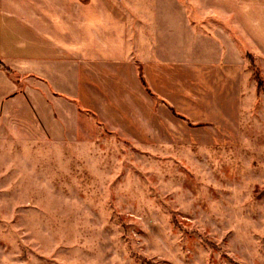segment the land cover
Instances as JSON below:
<instances>
[{"label":"rangeland","instance_id":"374dc122","mask_svg":"<svg viewBox=\"0 0 264 264\" xmlns=\"http://www.w3.org/2000/svg\"><path fill=\"white\" fill-rule=\"evenodd\" d=\"M239 3L264 21V0ZM231 34L253 69L242 53L229 119H200L216 95L184 110L179 71L155 78L171 97L139 68L58 141L1 117L0 264H264V57Z\"/></svg>","mask_w":264,"mask_h":264},{"label":"crops","instance_id":"0c3cea01","mask_svg":"<svg viewBox=\"0 0 264 264\" xmlns=\"http://www.w3.org/2000/svg\"><path fill=\"white\" fill-rule=\"evenodd\" d=\"M148 1L145 10L142 0H0V63L15 75L0 69V118L33 120L58 141L84 112L107 118L106 89L138 85L140 69L168 95L156 75L179 71L184 110L216 95L221 107L200 106V119H229L223 104L238 105L247 53L231 33H243L264 57V21L240 0Z\"/></svg>","mask_w":264,"mask_h":264},{"label":"trees","instance_id":"16d2710c","mask_svg":"<svg viewBox=\"0 0 264 264\" xmlns=\"http://www.w3.org/2000/svg\"><path fill=\"white\" fill-rule=\"evenodd\" d=\"M244 56L249 61V64L253 69L252 55H250L249 53H245ZM0 69H2L8 76L14 78V76H15L14 73L12 71H10L9 69L3 67V65L1 63H0ZM253 76H254V80L256 81L257 86L260 88L262 81L259 79V75H257V72L253 71Z\"/></svg>","mask_w":264,"mask_h":264}]
</instances>
